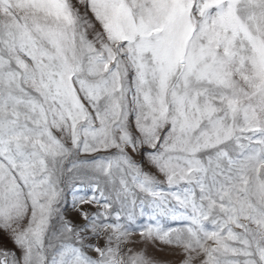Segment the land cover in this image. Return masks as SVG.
Returning <instances> with one entry per match:
<instances>
[{"label": "snow or ice", "instance_id": "snow-or-ice-1", "mask_svg": "<svg viewBox=\"0 0 264 264\" xmlns=\"http://www.w3.org/2000/svg\"><path fill=\"white\" fill-rule=\"evenodd\" d=\"M0 264H264V0H0Z\"/></svg>", "mask_w": 264, "mask_h": 264}, {"label": "rangeland", "instance_id": "rangeland-1", "mask_svg": "<svg viewBox=\"0 0 264 264\" xmlns=\"http://www.w3.org/2000/svg\"><path fill=\"white\" fill-rule=\"evenodd\" d=\"M68 203H69V205H70V203H71V191L69 190V192H68ZM71 218V217H70ZM11 245H9V247H10ZM149 251H150V253L151 254H154V255H159V256H165V257H167V258H171V257H168L167 256V253H159V252H156L154 249H149Z\"/></svg>", "mask_w": 264, "mask_h": 264}]
</instances>
